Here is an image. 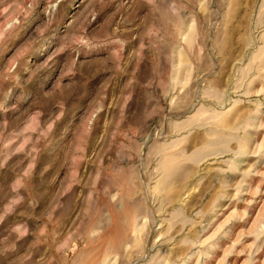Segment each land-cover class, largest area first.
I'll list each match as a JSON object with an SVG mask.
<instances>
[{
	"label": "rangeland",
	"instance_id": "rangeland-1",
	"mask_svg": "<svg viewBox=\"0 0 264 264\" xmlns=\"http://www.w3.org/2000/svg\"><path fill=\"white\" fill-rule=\"evenodd\" d=\"M0 264H264V0H0Z\"/></svg>",
	"mask_w": 264,
	"mask_h": 264
}]
</instances>
